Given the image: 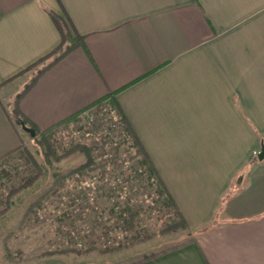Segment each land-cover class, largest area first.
Returning a JSON list of instances; mask_svg holds the SVG:
<instances>
[{"label":"crops","instance_id":"obj_1","mask_svg":"<svg viewBox=\"0 0 264 264\" xmlns=\"http://www.w3.org/2000/svg\"><path fill=\"white\" fill-rule=\"evenodd\" d=\"M49 11L86 45L21 111L45 130L117 91L197 237L140 264H264V0H0V158L24 138V70L61 41Z\"/></svg>","mask_w":264,"mask_h":264},{"label":"rangeland","instance_id":"obj_2","mask_svg":"<svg viewBox=\"0 0 264 264\" xmlns=\"http://www.w3.org/2000/svg\"><path fill=\"white\" fill-rule=\"evenodd\" d=\"M34 69L26 71L29 77ZM94 108V123L80 116L53 132L47 156L39 136L24 131L14 117L25 148L0 159V264H131L193 237L189 229H167L170 215L157 199L155 184L141 173L111 112L101 105ZM84 145L95 165L66 177L56 193L34 204L56 175L86 161V153L77 148ZM34 162L41 167L40 178L11 196L3 212L4 197L35 171ZM122 210L125 219L134 216L132 222L120 217Z\"/></svg>","mask_w":264,"mask_h":264},{"label":"trees","instance_id":"obj_3","mask_svg":"<svg viewBox=\"0 0 264 264\" xmlns=\"http://www.w3.org/2000/svg\"><path fill=\"white\" fill-rule=\"evenodd\" d=\"M49 14L54 21L56 27L58 28L60 34H61V41L60 43L47 55L41 57L36 62L29 65L24 72L27 70H30L32 68H35L33 73L31 74L29 80L26 82V84L22 87V89L12 98L9 108V113L12 118L17 117L20 120H23L26 124L28 123L30 126L34 127L36 130V136H39V142L42 145L43 149L47 153V155H50L51 145L49 143V140L51 139L53 132L60 127L63 124H66L68 122L77 120L80 116H82L83 112L90 109L93 106L101 105L104 108L107 109V111H110L113 118H114V125H116L119 135L126 141L129 145V148L133 150L134 156L138 158V162L141 165V173L146 175L149 180L152 181V184H155V191L157 192V199L159 203L166 207L168 210V213L170 215V220L166 224L167 229L170 230H176L178 228L181 229H189L188 223L183 216L181 210L179 209L176 201L174 200L173 196L171 195L170 191L168 190L166 184L164 183L158 169L154 165L149 153L147 152L145 146L143 145L139 135L133 128L128 116L124 112L123 108L121 107L120 103L117 99V91H110L108 92L104 97L96 101L94 104H92L90 107L74 114L66 119L60 121L59 123L51 126L48 129L40 130L35 123H33L28 117H26L23 112L20 109V101L22 97L32 88V86L37 82V80L52 66H54L57 62L62 60L64 57H66L68 54L73 52L79 47H85V37L81 35L80 33L76 32L74 28L72 27V24L70 23L69 17L67 13H64V15H61L55 11H49ZM100 127V126H99ZM264 142V140H263ZM24 144L23 140L19 147L12 150L11 152L4 155L2 158L9 157L12 153L16 151H23L24 150ZM83 152L86 153V161L82 164H80L77 167L72 168L67 173L56 175L54 182L52 185L40 195V197L34 202V204L40 203L45 197L49 196L53 192L58 191V187L62 185L65 182V178L68 177L69 179H72L79 175L80 173L84 172L91 166L95 165L96 159L94 155L92 154L90 148L87 145L79 146L77 147ZM105 151L100 152L99 157H103L105 155ZM257 160V157L254 159V161ZM34 168L35 171L31 173L29 176H26L22 179L20 183L13 186L7 193V195L4 197V204L5 209H8L10 202V197L15 195L20 190L26 188L27 186L31 185L33 182H35L38 178H40L42 174V170L40 165L37 162H34ZM228 196L224 197L222 199V206L224 205V202ZM124 210L120 212V217L124 218ZM128 218H132L129 219ZM127 219L124 218V221L126 224L129 222H132L134 216H129ZM214 225H209L204 230H210ZM191 233V232H190ZM192 234V233H191ZM193 235V234H192ZM197 237L194 235L188 242L185 244L174 246L165 250H162L158 253L146 255L142 257L139 260L133 261L131 264H140L141 262L148 260L150 258L156 257L162 253H165L169 250H173L176 248H180L189 242L196 241ZM128 242L119 243V245L113 246L111 248H107L103 251L112 250L121 246L126 245Z\"/></svg>","mask_w":264,"mask_h":264},{"label":"water","instance_id":"obj_4","mask_svg":"<svg viewBox=\"0 0 264 264\" xmlns=\"http://www.w3.org/2000/svg\"><path fill=\"white\" fill-rule=\"evenodd\" d=\"M21 125L24 131L30 133V135L32 137H34L36 135V130L34 129V127L28 126L23 120H21ZM259 160H263L264 159V142L261 144V149L257 155Z\"/></svg>","mask_w":264,"mask_h":264},{"label":"built area","instance_id":"obj_5","mask_svg":"<svg viewBox=\"0 0 264 264\" xmlns=\"http://www.w3.org/2000/svg\"><path fill=\"white\" fill-rule=\"evenodd\" d=\"M97 112H98V110H96L95 108L94 109H88V110L83 112L82 116L85 117L89 122L94 123ZM259 151L255 150L254 155H258Z\"/></svg>","mask_w":264,"mask_h":264}]
</instances>
